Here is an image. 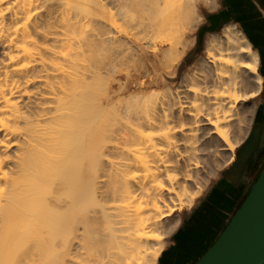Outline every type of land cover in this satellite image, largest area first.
Here are the masks:
<instances>
[{"label": "bare ground", "instance_id": "1", "mask_svg": "<svg viewBox=\"0 0 264 264\" xmlns=\"http://www.w3.org/2000/svg\"><path fill=\"white\" fill-rule=\"evenodd\" d=\"M113 1L0 0V264H158L162 224L250 132L264 78L245 33L229 23L198 65L185 56L199 5L217 0H145L166 20L124 80L111 79L128 41L112 29L128 0Z\"/></svg>", "mask_w": 264, "mask_h": 264}, {"label": "crops", "instance_id": "2", "mask_svg": "<svg viewBox=\"0 0 264 264\" xmlns=\"http://www.w3.org/2000/svg\"><path fill=\"white\" fill-rule=\"evenodd\" d=\"M226 6V18L250 37L253 45L264 56V0H218ZM261 66V61L260 65ZM264 123L261 122V125ZM264 152L260 154L249 175L237 178L233 173H222L214 178L195 204L181 212V222L170 235L159 264H196L218 238L229 218L242 204L250 178L257 179L262 170ZM258 170V171H257Z\"/></svg>", "mask_w": 264, "mask_h": 264}, {"label": "water", "instance_id": "3", "mask_svg": "<svg viewBox=\"0 0 264 264\" xmlns=\"http://www.w3.org/2000/svg\"><path fill=\"white\" fill-rule=\"evenodd\" d=\"M226 6L224 1L218 11L204 8L205 21L199 26L196 33L198 40L193 49H197L208 34L233 23L232 19L226 18ZM253 47L256 48L255 45ZM259 54V71L264 77V56L261 52ZM257 103L250 134L237 149L234 163L222 173L231 172L237 178L249 175L252 166L264 152V124L261 125V122L264 123V87ZM196 264H264V164L257 179L250 178L246 196L238 210Z\"/></svg>", "mask_w": 264, "mask_h": 264}, {"label": "rangeland", "instance_id": "4", "mask_svg": "<svg viewBox=\"0 0 264 264\" xmlns=\"http://www.w3.org/2000/svg\"><path fill=\"white\" fill-rule=\"evenodd\" d=\"M104 1L106 3V6H105L106 9H111L112 7L116 6V2L113 0H104ZM145 4H146L145 0H128L126 3L118 5V7L116 9H114V12H116V15H115L116 19H114V21L116 22V26L112 30H113L115 35L120 36L121 38H124V39L126 38L128 43L119 52L120 54L118 57V73H117V71L115 72V74H117V76L113 73V71H111V74L113 73L112 74L113 77L109 74L108 79H110L109 77H112L111 80H113V78L115 79L116 77H122L124 80L125 76H127L128 74H133L130 72H134V70L138 67L137 62L135 60V56H134V53L137 52L138 46L140 44H142V45H145L147 47L148 42L154 44L155 42L159 41V38H160L159 34H160V31H162V29L159 30L160 29L159 24L166 20V14L164 12L160 13L155 7L150 8V9H146ZM217 4L218 5L214 9H209V8H207L201 4L199 5V12L202 15V17L200 18L199 21L197 19V21L195 22L194 27H193V29H194L193 35L191 36V37L195 38V40H194L195 42L185 52L186 57L192 56V58H194V59H192L193 61L191 62V65H198V60L201 57L205 56V53H206L205 37L203 38L202 43L200 45H198V48L193 49V46L195 45V43L198 40V35H196V33H197L201 23H203L205 21V17L203 14L204 8L208 11H215L219 7L218 0H217ZM108 15H109L108 12H106V14H105L106 20L108 19ZM143 22L145 24H142ZM178 25H179L180 29H188V27H189L187 25L186 21H184V20H180ZM224 26L225 25L221 26V28L217 32H212V33H221ZM89 31H91V30H88V32ZM183 43H184L183 38L178 37L176 40V44H175V49L177 51L175 53H173L172 56H170L168 58V60H167L168 62H171V63L176 62L175 57L179 56L180 51L183 47ZM112 55H113V52L109 49H106V50H103L100 58L102 61L108 62V59L111 60L110 57ZM259 56H260V54H259ZM113 58H114V56H113ZM259 65H260V62H259ZM119 71H122V72H120L121 75L119 74ZM122 74L124 77L122 76ZM118 75H120V76H118ZM113 82H114V84H116L115 80ZM263 84H264V81H263ZM252 86L253 85L250 81L245 82V89L247 91H250ZM262 91H261V93H262ZM253 100H255V98H252L251 102H253ZM248 105H250V102ZM244 107L245 106L240 107V112L242 114V111H243L242 115H243V118L245 120L244 124H247L250 121L249 120L250 119V108L248 107L244 111L243 110ZM253 122H254V120H253ZM252 125H253V123H252ZM251 129H252V126H251ZM251 129H250V131H251ZM237 133H239V132H237ZM249 134H250V132L248 133V135ZM248 135H247V137H248ZM246 138H245V140H246ZM241 144L237 147V149L241 146ZM228 157H229L228 153H222V154H219L216 157L209 160L208 169H207V173H205V176H204V173L199 174L200 175L199 178H200L201 183L204 181L203 183L206 184V186L204 187L203 192L199 196H197V198H199L204 193V191L210 185L211 181L214 178H216L225 167H227L230 163H232L236 159V156H235V159L233 161L228 162ZM215 169H216V173H214ZM206 180H207V183H206ZM197 198L195 199L194 203L191 206H184L182 208H178L175 211L174 216L165 220V222L162 224L161 230L164 233L165 248L168 244V238L179 226L178 225L177 227H174L175 222L181 218L182 210H184L185 208L187 209V208L192 207L195 204ZM75 227L77 229H79L77 231V233H82L84 229L92 230V228H93L92 225H88V224H84V223H78ZM58 239H60V238L58 237ZM76 259L79 262V264H85L87 262V259L84 256H80ZM88 260H91V259H88ZM157 262H158V260H157Z\"/></svg>", "mask_w": 264, "mask_h": 264}, {"label": "flooded vegetation", "instance_id": "5", "mask_svg": "<svg viewBox=\"0 0 264 264\" xmlns=\"http://www.w3.org/2000/svg\"><path fill=\"white\" fill-rule=\"evenodd\" d=\"M264 158V155H262V157H261V159H263ZM258 171V170H257ZM260 173V170H259V172H258V174Z\"/></svg>", "mask_w": 264, "mask_h": 264}]
</instances>
